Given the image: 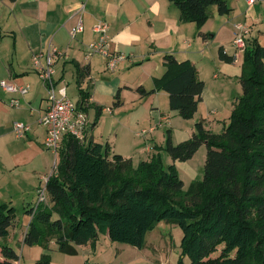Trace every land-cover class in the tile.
<instances>
[{
	"label": "crops",
	"instance_id": "crops-1",
	"mask_svg": "<svg viewBox=\"0 0 264 264\" xmlns=\"http://www.w3.org/2000/svg\"><path fill=\"white\" fill-rule=\"evenodd\" d=\"M226 2L231 7L229 14L219 15L215 5L209 6V18L197 28L193 22L181 21L178 8L169 0H0V81L8 79L28 85L23 96L0 86V202H9L17 210L16 223L9 228L6 238L18 254L16 264H38L43 253L48 254L46 264H92L101 236L105 243L109 242L107 234H100L91 244L77 245V252L72 255L60 252L54 240L49 242V250L22 242L31 219L25 209L35 206L37 189L44 184V178L55 173L59 161L44 146L46 131L39 118L46 107L47 89L37 75L33 55L48 50L62 53L54 60L55 87H65L69 98L86 107L89 122L86 142L92 139L107 145L109 157L117 153L112 143L118 134L129 138L127 135H133V129L140 127L150 132L144 136L141 130L134 132L133 136L143 137L135 143L143 140L142 144H150L148 135L162 124H168L166 129H170L172 142L178 143L192 135L194 125L188 130L175 129L181 121L169 108L167 92L156 90L142 95L137 88L153 87V78L165 69L162 64L165 54H172L177 60L189 59L204 82L198 108L203 106L205 111L195 122L203 120L205 129L212 132V127L216 129L220 123H226L241 86L239 83L238 91L229 90L231 73L223 70L228 66L219 58L218 49L222 47L225 54L234 57L231 63L239 67V73L234 74L239 82L243 52L232 43L235 24L244 23L249 30L246 38H256L264 46V0ZM99 21L108 23L109 50L125 55L114 70L107 69L104 55L86 53L88 43L97 38L94 26ZM77 25L80 30L72 36L71 30ZM212 64H218L219 70L225 72L212 70ZM76 65L87 68V74L80 79ZM71 83L76 91L73 96L68 94ZM79 90L86 97L81 99ZM12 97L18 99V106L9 104ZM16 121L29 126L21 136L13 129ZM162 141L152 143L153 151L135 146L126 156L118 154L135 166L159 152L157 148L163 146L165 132ZM169 161L179 175L184 170L195 176L192 167L185 165L181 170L178 167L183 166L181 161L171 158ZM146 238L147 234L145 242ZM3 241L0 238V243Z\"/></svg>",
	"mask_w": 264,
	"mask_h": 264
},
{
	"label": "trees",
	"instance_id": "trees-1",
	"mask_svg": "<svg viewBox=\"0 0 264 264\" xmlns=\"http://www.w3.org/2000/svg\"><path fill=\"white\" fill-rule=\"evenodd\" d=\"M169 1L178 8L181 21L193 22L197 28L209 18L210 5L219 15L231 11L226 0ZM242 54L241 93L222 131L205 129L199 120L192 135L178 143L172 142L166 129L164 144L157 148L173 161H186L205 144L200 178L184 188L175 165H165L160 152L133 166L121 154L109 157L107 145L92 139L83 145L65 136L56 171L45 184L46 200L25 209L31 219L22 242L49 250L54 240L60 252L72 255L77 245L91 244L107 234L110 241L141 249L147 232L167 220L180 227L182 253L190 264H264V46L256 38H246ZM218 55L228 63L234 60L222 47ZM162 64L165 69L153 78V87L137 90L142 95L164 90L170 110L192 118L204 82L189 59L165 54ZM76 71L79 79L87 74L86 67L76 65ZM79 94L86 97L81 90ZM16 220V208L0 202V238L4 239L0 264H16L18 259L6 241ZM219 247L218 255L212 256ZM47 262V253L37 261Z\"/></svg>",
	"mask_w": 264,
	"mask_h": 264
},
{
	"label": "rangeland",
	"instance_id": "rangeland-1",
	"mask_svg": "<svg viewBox=\"0 0 264 264\" xmlns=\"http://www.w3.org/2000/svg\"><path fill=\"white\" fill-rule=\"evenodd\" d=\"M210 6H214V5H210ZM95 54H99V53H95ZM223 63L228 66L227 68H224L223 70H227L228 72L231 73L230 81L227 84V86L229 87V90L230 91L240 90L239 82L234 75V74L239 73L238 65L237 64L235 65L232 63H225V62ZM217 65L218 64L216 65L212 64L211 69L214 71H218L220 68L217 67ZM223 70H219V71L225 72ZM73 88H74V85L73 83H71L68 87L69 96H73L74 95L73 93L76 92V91L75 92L73 91ZM104 102H106L105 98H104ZM204 111H205L204 107L200 106L197 109L194 116L192 117V119L191 118L184 119L177 115V117L180 119L179 121H181V125H178V123L175 122L174 125H178V126L174 128L175 129L181 128V130L186 129V128L188 130L191 127L193 128L195 120L199 119L201 115H204ZM223 120H226V119H223ZM213 123H216V120H214ZM220 124H221L220 129H218ZM220 124L216 126V129L212 127V130L215 133H220L222 131L224 123L223 124L220 123ZM167 125L162 124L161 126L159 125L155 127L153 129L154 133L152 132L151 133L152 135L151 134L148 135L147 140L148 142L150 141L151 145L149 143L142 144L144 142L143 140L141 141L142 143L141 142L135 143V140L142 139L143 138L142 136L150 132V131L147 132V130L145 129L147 133L141 134L142 136H138V137L133 136L135 134L134 132L140 131L141 130L140 128L142 127H140L139 130L133 129V135L132 134L127 135V137L129 138H126V136L122 137L121 135L118 134L117 139H115L112 143L113 146L115 143V146H116L115 152L123 153V155L126 156L135 149V146L143 147L145 148V150L148 147V150H150L151 147L153 146L152 145L153 142L159 143L162 141V136H163V133L165 132V129L167 128ZM97 137L100 140H103L99 136ZM151 151H153V149H151ZM158 151L163 152L162 160L165 165L172 164V163H168L170 162L169 161L170 156L166 152H164V150L159 149ZM205 153H206L205 144H202L190 159L186 161H181V164H183V166H180V165L178 166L179 169L183 170V167L187 165L189 167H192L190 168V170L195 171V176L193 177H191L190 171H184V170L183 172H181V175H179V177L184 182L185 188L188 187L192 179L200 178L202 176L203 164L205 160ZM46 203L48 204L49 201L47 200ZM181 237H182V231L180 227L176 223L167 221V220L159 221L156 224V226L152 230H150V232L147 233L145 245L141 249H138L135 246H132L130 244H126L123 242H116V241L113 242V241L107 240L109 242L105 243V240L102 239V236H101V239L96 244L98 248L97 258L94 257L92 264H107V263H111V264H142V263L153 264V262H159V263L163 262L165 264H190V260L188 256L182 253V248L180 245ZM219 250H220V247L214 254H212V256L218 255Z\"/></svg>",
	"mask_w": 264,
	"mask_h": 264
},
{
	"label": "built area",
	"instance_id": "built-area-1",
	"mask_svg": "<svg viewBox=\"0 0 264 264\" xmlns=\"http://www.w3.org/2000/svg\"><path fill=\"white\" fill-rule=\"evenodd\" d=\"M253 2L254 0H248ZM80 30V25L73 27L71 30L72 36L76 31ZM94 30L97 33V38L88 43L86 48L87 55L100 53L107 59V69L114 70L116 65L125 58L122 53L112 52L108 48V23L99 21L95 24ZM249 33L247 26L244 23L235 24V33L232 40L235 48L243 52L246 46V37ZM62 55L61 52L52 50L47 52L35 53L32 57L33 63L37 70V75L44 83L47 89L46 107L43 114L39 118L40 124L43 125L46 131L44 146L58 156L65 136H71L81 144H86V133L89 127L84 105H78L66 94L65 87L56 89L53 75L54 60ZM2 89L9 93H17L21 96L28 92L27 84H15L11 80L3 79L0 81ZM11 106H18V99L12 97L9 101ZM13 129L16 135L21 136L29 126L21 121L13 123ZM146 133L142 129L140 134ZM48 178H44V184L37 189V203L46 200L45 184ZM159 264H165L163 262Z\"/></svg>",
	"mask_w": 264,
	"mask_h": 264
}]
</instances>
